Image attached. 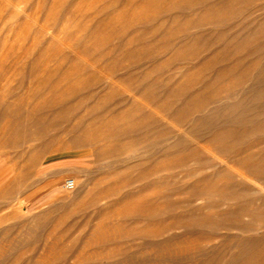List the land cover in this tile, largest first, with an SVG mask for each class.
<instances>
[{"label":"rangeland","instance_id":"obj_1","mask_svg":"<svg viewBox=\"0 0 264 264\" xmlns=\"http://www.w3.org/2000/svg\"><path fill=\"white\" fill-rule=\"evenodd\" d=\"M263 4L0 0V264L231 261L239 204L187 203L211 171L194 167L189 127L249 84L229 35L264 29ZM234 264H264V240Z\"/></svg>","mask_w":264,"mask_h":264},{"label":"bare ground","instance_id":"obj_2","mask_svg":"<svg viewBox=\"0 0 264 264\" xmlns=\"http://www.w3.org/2000/svg\"><path fill=\"white\" fill-rule=\"evenodd\" d=\"M261 10L264 11V4ZM256 34L260 36L253 37ZM229 40L235 45L226 55V60L235 64L232 69L241 67L240 74L249 84H241L227 98H209L208 104L218 105H205L194 112L189 127L192 138H195L190 141V145H195L192 149L194 167L198 172L202 169L211 171L196 175L198 182L207 185L193 188L187 203L206 199L214 207L239 204V208L224 215L231 220L227 231L237 230L242 242L239 253L227 263L234 264L247 250L264 240V233H259L264 229V29L260 25L255 28L246 21L229 35ZM243 49L247 51L242 53ZM36 126L39 129L40 126ZM45 133V128L41 127L39 138L43 139ZM72 142L83 144L79 137H74ZM171 147L168 146L164 152L170 151ZM134 153L138 154L137 151ZM112 156V151L96 154L97 161L106 160L107 167L118 162L112 160ZM222 163L226 164L225 168L217 166ZM218 180L224 182L217 184ZM73 181L76 187V181ZM91 205L98 207L97 203ZM243 217L249 221L244 222Z\"/></svg>","mask_w":264,"mask_h":264},{"label":"built area","instance_id":"obj_3","mask_svg":"<svg viewBox=\"0 0 264 264\" xmlns=\"http://www.w3.org/2000/svg\"><path fill=\"white\" fill-rule=\"evenodd\" d=\"M74 181L73 180H69V181H66L65 183H64V188L66 189V190H68V191H70V190H73L74 189Z\"/></svg>","mask_w":264,"mask_h":264}]
</instances>
